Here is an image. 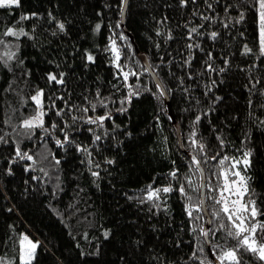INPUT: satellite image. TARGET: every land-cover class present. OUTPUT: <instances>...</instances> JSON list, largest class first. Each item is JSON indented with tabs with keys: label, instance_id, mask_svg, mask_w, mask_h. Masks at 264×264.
Wrapping results in <instances>:
<instances>
[{
	"label": "trees",
	"instance_id": "16d2710c",
	"mask_svg": "<svg viewBox=\"0 0 264 264\" xmlns=\"http://www.w3.org/2000/svg\"><path fill=\"white\" fill-rule=\"evenodd\" d=\"M122 7V0H20L19 7L0 8V56L15 53L6 65L0 61V136L7 141L0 142L2 264H24L23 235L38 242L32 264H213L200 233L206 224L201 176L185 152L204 169L215 257L237 244L226 234L227 216L212 215L221 208L215 200L222 169L231 165H219L225 155L251 151L243 174L264 212V55L256 0H127L124 29L132 41L121 27ZM22 15L30 18L21 21ZM9 27L27 35H2ZM113 39L127 80L113 62ZM135 47L148 58L168 103ZM50 73L58 79L62 73L63 83L50 81ZM41 89L47 133L21 127L37 115L30 97ZM132 91L139 95L129 101ZM106 114L111 118L102 126L87 123ZM65 132L71 142L58 146ZM17 145L33 160H21ZM149 185L174 190L147 200ZM255 239L263 243L264 232ZM237 255L241 264H264L244 248Z\"/></svg>",
	"mask_w": 264,
	"mask_h": 264
},
{
	"label": "snow or ice",
	"instance_id": "6c2138e0",
	"mask_svg": "<svg viewBox=\"0 0 264 264\" xmlns=\"http://www.w3.org/2000/svg\"><path fill=\"white\" fill-rule=\"evenodd\" d=\"M182 3L186 4L187 0H181ZM256 3L258 4V23H259V42L261 45V54L264 55V0H256ZM127 4V0H122V6ZM20 0H0V8H11L13 6L19 7ZM211 7V5H209ZM227 7V6H226ZM33 16L36 15L35 13L32 14ZM121 15H123V7L121 10ZM30 17L27 15H22L20 17V20H26ZM207 19V17H205ZM240 19H243V14H241ZM59 28L61 30L64 29V24H59ZM100 25L98 24L96 26V29L99 30ZM191 33H197L196 28L191 29ZM2 35H8L13 37H19V36H25L27 35L26 32L23 31V29H20L17 31L16 29L9 27ZM213 38L216 37V33L211 34ZM121 39H126L125 37L121 36ZM0 44H3V41L0 40ZM191 48L192 45H189ZM114 54V64L117 69H119L120 73H122L124 80H127L130 73L123 70V67L120 65V51L117 48L116 41L113 39L111 40V46L109 49ZM246 52H250L251 49L245 48ZM15 57V53L11 51H6L3 53L2 56H0V61H3L6 65L8 61H11ZM211 59V56H209ZM94 57L91 54L87 55L88 61H94ZM211 66L209 65V68ZM220 71H223L221 69ZM132 75H135V73H131ZM49 80L55 81L57 83L62 84L63 83V74L61 73L60 78L58 79L55 74H49ZM133 95H139L138 92L132 91L129 93L128 97H126L127 100H131V97ZM97 96H99V92H97ZM43 97H44V91L41 89L39 90L36 95H33L30 97L32 101L35 102V104L38 106V113L36 116H33L30 119L24 120L22 122L21 127L26 129H34V128H42L45 133L49 132L48 128H44V121L43 117L46 115L45 111L43 110L44 104H43ZM101 105H103V101H100ZM123 103V102H122ZM92 109L94 110L96 105H91ZM83 111L87 112L88 109L84 108ZM56 114L60 116L62 114L61 111H57ZM110 114H106L105 116H99L96 118L89 117L87 120V123L89 124H97L100 122L102 126V122L106 119H110ZM75 119V117H73ZM197 122L200 120V117H196ZM8 121H6L7 123ZM67 126V125H66ZM57 125L53 123L51 125L52 129H55ZM91 130V129H90ZM61 131H64L61 129ZM100 136H95V140H100ZM0 142H7L4 140L3 136H0ZM65 142H71L69 141V137L67 133L65 132V139L64 141H61L57 139L55 143L58 146H63ZM195 142V141H194ZM221 145L223 146L224 142L223 140L220 141ZM201 149L204 148V145H199ZM78 151H84L87 152V149L84 148H77ZM16 155L21 159H27V160H33V157L29 155L27 152L21 153L19 145L16 146ZM251 151H246L243 153L242 158L238 157H229L225 155L222 159L219 160V165H224L225 161H231V165L227 169H222V175H223V186L220 191L219 198L215 200L216 204L221 205V208L219 211H216L212 213L214 217H219L221 213L225 214L227 216L228 221L231 224V228L227 231V235L229 237H232L237 241V244L235 247L232 248H226L221 250L220 255L216 257L218 261H220V264H241L240 257L237 255L240 248H244L245 251L251 252L253 254H258V258L261 261H264V243H259L255 239V235L257 231L264 232V220H260L259 217L264 216V212H262L256 203L255 199L251 198L250 189L248 186L249 177L245 176L240 170V165H243L244 169H247L251 164ZM193 162L196 165L200 164V161L197 160L195 157L192 158ZM212 159H216V157H212ZM56 164H59V160L55 161ZM111 163V161H109ZM93 176H98V172H93ZM172 178H176V171H173L169 174ZM235 177L236 179H229V176ZM35 179V177H34ZM148 194H147V200H159L161 193H170L174 189L171 186L166 187H157L153 188L152 185L148 186ZM182 194L186 195V191L183 186H180L178 189ZM225 192H227L229 195L226 196ZM234 196L235 199H230V197ZM245 196H248L249 198L247 200L244 199ZM190 199V197H189ZM203 203V201H201ZM158 207V205H157ZM196 211H200V207L196 206ZM192 208H187V215L189 217H192ZM199 218V217H197ZM212 222V221H210ZM225 226L223 223L220 224V229H223ZM195 231V229H193ZM210 232H213L212 229L205 230L204 228H200L201 235L205 238V241H207V238L210 235ZM108 233H105V236L107 237ZM24 241H27V245L24 249V252L21 256V259L24 261V264H32V261L35 258V250L38 247V242H32L28 239L27 236L24 237ZM219 247V246H217ZM203 251V249H200ZM193 258L199 259L197 257L196 252L194 251L192 254ZM0 264H2V261H0ZM201 264H203V261H201Z\"/></svg>",
	"mask_w": 264,
	"mask_h": 264
},
{
	"label": "water",
	"instance_id": "95a60500",
	"mask_svg": "<svg viewBox=\"0 0 264 264\" xmlns=\"http://www.w3.org/2000/svg\"><path fill=\"white\" fill-rule=\"evenodd\" d=\"M126 7H127V4L126 5H123V15H121V27L122 29L124 30L125 34H127L130 38V40L132 41V37L131 35H129L125 29H124V17H125V13H126ZM135 50H136V53H137V56L138 58L140 59V61L142 62V64L144 65V67L146 68V70L149 72L151 78L153 79V81L160 87V89L162 90L163 92V95L165 96L166 98V102L168 103V100H167V97H166V93L160 83V81L158 80V78L156 77V75L154 74L153 70L151 69L150 65H149V61H148V58L146 57V55L144 53H140L136 47H135ZM173 126L175 128V131L177 133V137H178V141H179V147L183 150L182 148V145H181V139H180V132H179V127H178V124L173 121ZM185 154L190 158V160L193 162V157L196 158L195 155H193L192 153L190 152H185ZM197 159V158H196ZM198 160V159H197ZM193 164L196 166V168L198 169L199 173H200V176H201V182H200V203L201 201H203V203H201V210L206 218V224L204 226V229L205 230H208L209 229V226L211 225V220H210V217H209V214L207 212V209H206V205H205V198H204V187H205V173H204V169L202 168L201 164L199 165H196L194 162ZM205 239V238H204ZM206 242V245H207V248H208V254H209V257L211 259V261L213 262V264H220V261H218L216 259V257L214 256V254L212 253L211 249H210V246H209V241H208V238H207V241Z\"/></svg>",
	"mask_w": 264,
	"mask_h": 264
},
{
	"label": "rangeland",
	"instance_id": "374dc122",
	"mask_svg": "<svg viewBox=\"0 0 264 264\" xmlns=\"http://www.w3.org/2000/svg\"><path fill=\"white\" fill-rule=\"evenodd\" d=\"M238 167H239V170L243 173V169H244L243 165H240V166H238ZM231 179H236V178L233 177V178H231ZM231 179H230V180H231ZM225 195L228 196L229 194H228L227 192H225ZM230 199H235V197L232 196V197H230ZM25 236H27V235H23V236H22L21 243H20V260H21V261H23V260L21 259V256H22V254H23V252H24V249H25V247H26V245H27V241H24V237H25ZM27 237H28V239L31 240L32 242H36L35 240H33L32 238H30L29 236H27ZM263 243H264V242H263Z\"/></svg>",
	"mask_w": 264,
	"mask_h": 264
}]
</instances>
